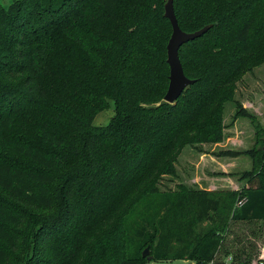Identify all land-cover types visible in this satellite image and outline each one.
Returning a JSON list of instances; mask_svg holds the SVG:
<instances>
[{
    "label": "trees",
    "instance_id": "16d2710c",
    "mask_svg": "<svg viewBox=\"0 0 264 264\" xmlns=\"http://www.w3.org/2000/svg\"><path fill=\"white\" fill-rule=\"evenodd\" d=\"M165 2L0 3V264H140L135 241L153 261L211 264L234 222L264 220V126L235 99L264 62V0H173L183 31L212 24L178 50L195 81L174 103ZM229 101L256 129L253 148L217 152L252 158L244 185L159 192L186 145L222 141Z\"/></svg>",
    "mask_w": 264,
    "mask_h": 264
},
{
    "label": "rangeland",
    "instance_id": "374dc122",
    "mask_svg": "<svg viewBox=\"0 0 264 264\" xmlns=\"http://www.w3.org/2000/svg\"><path fill=\"white\" fill-rule=\"evenodd\" d=\"M11 0H0V3L7 6ZM235 98L237 100H244L254 105L258 112H263V115L260 113L256 116V122L261 121L264 117V62L254 67L251 71L247 72L243 78L237 83V89L235 93ZM235 107L232 101H229L225 104L224 110V123L226 128L231 126V111L233 113ZM257 114V113H256ZM113 115V108L109 106L108 108L100 111L94 118L93 123L95 125H105L110 117ZM259 120H258V118ZM240 120H248L247 118H239ZM248 122H250L248 120ZM264 123V120H263ZM254 124V123H253ZM248 127H243L245 133L239 134L238 140L235 141L239 147L237 149H242L245 147H251L253 145V139L251 138V129L253 127L250 123L247 124ZM254 130V128H253ZM231 135V133H226L223 139L225 147L213 146V145H203L199 144L196 147H191L186 145L178 155L179 157L174 163L175 173L173 174H163L160 179L157 181V189L159 192H175L179 190V186L183 185L189 187L190 189L195 187H207L205 183L207 176L209 177H225L227 174L234 172L235 175L229 176L233 177V181L238 182V172L242 169L247 168V160L245 157L234 158L231 156H218L217 152L220 150H236L233 146L232 141H227L226 136ZM241 135V136H240ZM209 159V164L203 156ZM210 156H214L215 159L210 160ZM240 156V155H238ZM251 167V162L249 163V168ZM227 170V172H222L221 170ZM227 177V176H226ZM193 178H197V182L193 181ZM219 184L215 188H226L229 183L226 181H217ZM225 182V183H224ZM241 182V181H240ZM239 183V182H238ZM228 188V187H227ZM232 231L226 235L224 246L222 251L219 253L217 259L214 263L211 264H230L232 258L231 253L233 249H242V246L246 249L247 260L246 264H256L259 261H264V256L259 257L261 253L263 244H264V221H258L253 225L243 226L242 223H233ZM134 243V242H133ZM135 251H140L141 261L140 264H187L188 260L177 259L171 261H153L150 254V247L142 246L140 241H135ZM234 248H231V246ZM145 248H148V254L142 257V252ZM131 250L134 252V246ZM227 252V253H226ZM231 252V253H230Z\"/></svg>",
    "mask_w": 264,
    "mask_h": 264
},
{
    "label": "water",
    "instance_id": "95a60500",
    "mask_svg": "<svg viewBox=\"0 0 264 264\" xmlns=\"http://www.w3.org/2000/svg\"><path fill=\"white\" fill-rule=\"evenodd\" d=\"M164 17L170 22L171 34L166 44V61L169 66V75L168 86L163 96V100L168 103H174L184 88L195 81L184 74L178 50L182 44L204 34L212 24L204 25L192 32L183 31L179 27L174 13L173 0H166L164 4ZM147 254L148 248H145L142 252V256H146Z\"/></svg>",
    "mask_w": 264,
    "mask_h": 264
},
{
    "label": "crops",
    "instance_id": "0c3cea01",
    "mask_svg": "<svg viewBox=\"0 0 264 264\" xmlns=\"http://www.w3.org/2000/svg\"><path fill=\"white\" fill-rule=\"evenodd\" d=\"M238 101L242 104V106L244 108H246L255 117L259 113H260V115H263V112H260V111L258 112V110L255 108V106L252 105V104H250L249 102H246L244 100H238ZM234 107H235V104H234ZM224 110H225V108H224ZM235 111H236V108L234 109L233 113L231 111L232 119H231V126L229 128H226V125L224 123L225 117H224V114H223V123L225 125L223 139H224V136H225L226 133H231V135L226 136V138H225L226 144L228 143L227 141H230L231 140L233 146H235L236 150H239V151L253 148V146L256 143V129H255L254 126L253 127H249V130L251 129V133H252L251 138L253 139V142H254L253 145L251 147H245V148H242V149H237L239 147V145H237L235 141L238 140L239 134L245 133V130L243 129V127L244 126L245 127H248L247 126L248 123H250L251 125H254V124H253L252 120L250 118H248V117H243V116L234 117ZM241 117L242 118H247L250 122H248V120H243V121L240 120L239 118H241ZM261 118H262L261 121L258 118V120H259L258 123L260 124V126L263 127L264 126V123H263L264 117H261ZM253 128H254V130H253ZM223 139L220 142H216V143H203V145H213L215 147L216 146L225 147L224 144H222L223 143ZM203 157L206 158L205 155ZM231 157L234 158L231 161L236 160L235 158H237V157H239V158L245 157L246 160H247V168L244 169V170L242 169V171H239L238 172V179L241 182L238 181L239 183L238 182H235L234 183L232 176H234L235 173L234 172H231V173H229V174L226 175L227 177L225 176V177H220V178L217 177L216 178V177H209V176H207V180L205 182L207 184V187H202L200 185V187H195V189H205V190H239L244 185V183H245V180H243V179L240 178V173L243 172V171H245V170H250L252 168V165H253V160H252V158L250 156L245 155V154H242V155L237 156V157H235V156H231ZM211 159H215V157L214 156H210V160ZM205 160L207 161V164H209V159L206 158ZM250 162H251V167L249 168V163ZM221 171L222 172H227V170H223V169ZM230 174L232 176H229ZM193 181L197 182V178H193ZM217 181H226V183L228 182L229 183V185L227 186L228 188L227 187L226 188H215L217 186V184H219V182H217ZM261 221H264V220H261ZM242 224H243V226H246L245 222H243ZM263 256H264V244H263L261 253L259 254V257H263Z\"/></svg>",
    "mask_w": 264,
    "mask_h": 264
},
{
    "label": "built area",
    "instance_id": "2783aa9c",
    "mask_svg": "<svg viewBox=\"0 0 264 264\" xmlns=\"http://www.w3.org/2000/svg\"><path fill=\"white\" fill-rule=\"evenodd\" d=\"M241 202H242V200H238L236 204L239 205V204H241ZM256 264H264V261H259Z\"/></svg>",
    "mask_w": 264,
    "mask_h": 264
}]
</instances>
